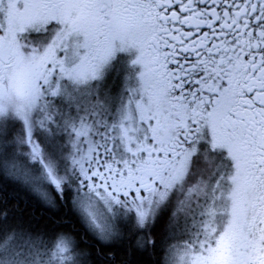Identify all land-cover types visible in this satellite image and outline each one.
Listing matches in <instances>:
<instances>
[{
    "label": "snow or ice",
    "instance_id": "obj_1",
    "mask_svg": "<svg viewBox=\"0 0 264 264\" xmlns=\"http://www.w3.org/2000/svg\"><path fill=\"white\" fill-rule=\"evenodd\" d=\"M0 264H264V0H0Z\"/></svg>",
    "mask_w": 264,
    "mask_h": 264
},
{
    "label": "trees",
    "instance_id": "obj_2",
    "mask_svg": "<svg viewBox=\"0 0 264 264\" xmlns=\"http://www.w3.org/2000/svg\"><path fill=\"white\" fill-rule=\"evenodd\" d=\"M3 194L7 195L9 197V199H18L21 204L24 203V200L23 199H19V197H25V199L27 198L24 193H19L18 196H13L10 191H6ZM32 210L35 211L37 214H40V212H41V209H40L39 206H34L32 208Z\"/></svg>",
    "mask_w": 264,
    "mask_h": 264
}]
</instances>
